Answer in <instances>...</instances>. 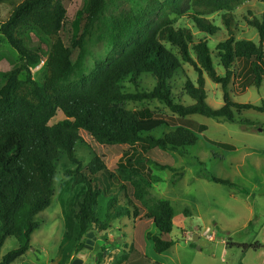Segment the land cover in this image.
Returning <instances> with one entry per match:
<instances>
[{
  "label": "trees",
  "instance_id": "trees-1",
  "mask_svg": "<svg viewBox=\"0 0 264 264\" xmlns=\"http://www.w3.org/2000/svg\"><path fill=\"white\" fill-rule=\"evenodd\" d=\"M239 1L151 0L138 14L114 21L111 51L86 73L87 44L102 22L107 0H0V38L19 57L17 63H4L0 71V264H14L32 249V236L40 227L37 217L51 206L56 193L62 155L77 166L67 174L82 196L64 213L63 242L74 234L77 241L83 240L90 232H106L116 220L137 217L139 208L128 196L130 188L160 235H147L155 252L175 245L161 238L173 231L174 206L170 200L152 197L151 190L162 181L156 172L175 171L173 154H185L199 137L185 125L174 128L155 118L149 109L129 111L125 105L159 102L180 120L199 115L231 123L236 122V110L264 113V102L244 105L230 95L240 61L249 65L253 76L247 86L259 89L264 79V20L251 22L258 43L238 38L231 10ZM4 6L11 7L8 15ZM196 8L225 12L222 22L228 39L211 47L209 37L220 28ZM181 17L193 27H178ZM31 30L51 40L47 58L31 40ZM43 60L46 74L39 82L33 70ZM185 65L193 68L196 79ZM147 78L151 86L144 84ZM207 78L223 90L225 104L219 109L208 102ZM129 85L135 93L128 91ZM82 131L101 146H140L144 155L128 158L115 169L99 157L85 167L76 156ZM8 239L16 240L18 247L1 257ZM106 252L103 249L99 261Z\"/></svg>",
  "mask_w": 264,
  "mask_h": 264
},
{
  "label": "rangeland",
  "instance_id": "rangeland-1",
  "mask_svg": "<svg viewBox=\"0 0 264 264\" xmlns=\"http://www.w3.org/2000/svg\"><path fill=\"white\" fill-rule=\"evenodd\" d=\"M150 1L107 0L102 22L94 29L93 37L87 44L86 73L111 51L110 34L114 21L123 15L138 14ZM186 3L189 4L190 0H186ZM10 8L3 7L4 15H8ZM196 12L220 28L217 35L209 37L211 47L228 39V30L222 22L225 12L207 8H196ZM231 12L238 38L258 43L259 34L251 22L254 19L263 22L264 0H240ZM177 26L193 27L186 17L177 19ZM193 31L198 35L196 30ZM28 33L47 58L51 40L37 30ZM0 39L2 71L4 63H17L19 57L9 44ZM166 46L170 48L169 44ZM238 64L240 75L230 86L233 101L261 106L264 102V79L259 89L247 86L246 82H253L249 65L242 61ZM185 68L189 76L196 79L193 68L188 65ZM45 69L44 65L40 70H33L36 81L44 79ZM150 83L149 78L144 82L146 86H151ZM128 87L129 92H136L131 85ZM206 91L213 108L224 106V93L220 85L207 78ZM186 100L188 104L193 103L189 98ZM125 108L136 112L149 109L155 118L167 121L174 128L185 125L199 137L198 144L188 148L185 154H173L175 171L156 172L162 181L151 190L152 197L170 200L174 206L173 231L161 238L173 240L175 245L164 253L155 252L153 241L147 235H160L129 188L128 196L139 208L137 217L116 220L106 232L97 235L93 232L89 257L84 264H264V113L252 109L236 110V122L231 123L199 115L180 120L159 102H129ZM81 137L76 156L85 167L99 157L109 168L115 169L125 164L128 158L136 160L138 154L144 155L140 146L133 149L104 147L86 132L82 131ZM61 157L51 206L37 217L40 227L32 236V249L14 264H72L77 253L85 248L87 236L77 241L74 234L73 239L63 242L66 228L64 213L82 196L80 189L73 188L67 174L75 171L77 166L66 155ZM207 175L227 184L209 180L205 178ZM125 196L122 193L119 202L123 203ZM206 229H210L215 241L203 237ZM195 235L200 236L197 242L194 241ZM17 247L16 240L8 239L1 257ZM103 249H107V252L99 261L97 257L103 253Z\"/></svg>",
  "mask_w": 264,
  "mask_h": 264
},
{
  "label": "water",
  "instance_id": "water-1",
  "mask_svg": "<svg viewBox=\"0 0 264 264\" xmlns=\"http://www.w3.org/2000/svg\"><path fill=\"white\" fill-rule=\"evenodd\" d=\"M93 234H94L93 232H90L88 234L87 236L88 240L85 245V248L77 253V257L73 260L72 264H84L86 262V260L89 257V251L91 249V244H92L91 238L93 237ZM198 240H199V236L195 235L194 241L197 242Z\"/></svg>",
  "mask_w": 264,
  "mask_h": 264
},
{
  "label": "built area",
  "instance_id": "built-area-1",
  "mask_svg": "<svg viewBox=\"0 0 264 264\" xmlns=\"http://www.w3.org/2000/svg\"><path fill=\"white\" fill-rule=\"evenodd\" d=\"M45 60H43L39 66H37V70H40L44 65H45ZM203 236L209 240V241H215V236L211 233L210 229H206L204 232H203Z\"/></svg>",
  "mask_w": 264,
  "mask_h": 264
},
{
  "label": "crops",
  "instance_id": "crops-1",
  "mask_svg": "<svg viewBox=\"0 0 264 264\" xmlns=\"http://www.w3.org/2000/svg\"><path fill=\"white\" fill-rule=\"evenodd\" d=\"M202 235H203V233H202ZM199 236V235H198ZM204 237V236H203ZM199 239H200V236H199Z\"/></svg>",
  "mask_w": 264,
  "mask_h": 264
}]
</instances>
